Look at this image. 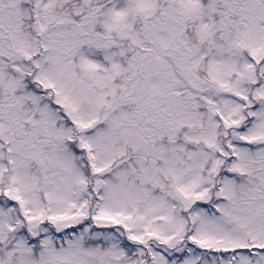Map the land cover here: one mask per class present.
<instances>
[{"label": "snow or ice", "instance_id": "obj_1", "mask_svg": "<svg viewBox=\"0 0 264 264\" xmlns=\"http://www.w3.org/2000/svg\"><path fill=\"white\" fill-rule=\"evenodd\" d=\"M0 264H264V0H0Z\"/></svg>", "mask_w": 264, "mask_h": 264}]
</instances>
